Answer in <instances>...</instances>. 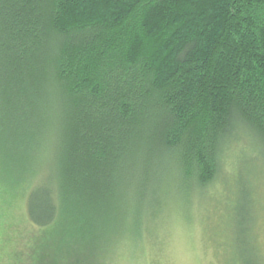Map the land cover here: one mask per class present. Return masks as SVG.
<instances>
[{
	"label": "trees",
	"instance_id": "obj_1",
	"mask_svg": "<svg viewBox=\"0 0 264 264\" xmlns=\"http://www.w3.org/2000/svg\"><path fill=\"white\" fill-rule=\"evenodd\" d=\"M245 138L264 0H0V198L58 232L39 264H106L157 177L205 193Z\"/></svg>",
	"mask_w": 264,
	"mask_h": 264
},
{
	"label": "rangeland",
	"instance_id": "obj_2",
	"mask_svg": "<svg viewBox=\"0 0 264 264\" xmlns=\"http://www.w3.org/2000/svg\"><path fill=\"white\" fill-rule=\"evenodd\" d=\"M243 140L228 151L220 177L205 193L157 177L139 199L143 209L132 207L142 214L138 236L123 234L125 244L106 264H264V155ZM47 230L31 223L25 198L8 205L0 198V264L41 263V243L59 235Z\"/></svg>",
	"mask_w": 264,
	"mask_h": 264
}]
</instances>
